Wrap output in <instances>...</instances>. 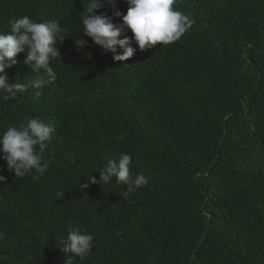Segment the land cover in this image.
<instances>
[{"label":"trees","instance_id":"obj_1","mask_svg":"<svg viewBox=\"0 0 264 264\" xmlns=\"http://www.w3.org/2000/svg\"><path fill=\"white\" fill-rule=\"evenodd\" d=\"M83 5L0 0V33L28 15L73 36L57 41V79L39 97L0 101V134L30 117L56 128L39 179L15 177L0 158V264H65L56 240L69 227L95 238L74 264H264V0H176L192 26L169 45L134 44L128 61L90 37L78 50ZM24 58L6 70L10 85L37 77ZM121 153L148 185L127 198L115 178L80 190Z\"/></svg>","mask_w":264,"mask_h":264},{"label":"clouds","instance_id":"obj_2","mask_svg":"<svg viewBox=\"0 0 264 264\" xmlns=\"http://www.w3.org/2000/svg\"><path fill=\"white\" fill-rule=\"evenodd\" d=\"M126 2L129 7L124 14L119 10L117 0H87V6L83 5L80 16L83 36L74 38L78 50L88 46L84 37H90L104 52L111 51L115 61H128L137 51L134 44L138 45L140 51H145L157 44L175 43L194 23L189 16L174 9L176 0ZM105 5H111L112 17L97 14V10ZM114 18L121 22L115 23ZM9 25L7 34L0 33V101L15 99L28 89L34 90V95L39 97L44 86L57 79V72L52 67L55 61L62 60L56 47L57 41L63 44L65 38L72 35L57 20L36 22L28 15L11 19ZM128 30L132 33L131 37L127 35ZM117 49H121L122 53H118ZM20 53L25 54L23 64L30 67L37 77L27 83L16 82L10 85L6 70L18 63ZM55 133L56 128L51 123H45L38 117L21 121L18 126H8L0 134V158L6 161L7 170L20 178L33 172L36 174L34 180L43 176L52 164L51 159H45L44 153ZM131 164L132 156L121 153L117 159H109L103 169L99 170V180L91 174L84 176L85 182L79 188L84 190L91 184H107L115 178L117 184L126 186L127 190L122 196L127 198L149 183V178L144 174H131ZM0 183H6L5 176L0 175ZM3 237L4 234L0 232V239ZM94 239L92 234L80 227H69L66 237L55 240L56 247L66 254L65 264H74L75 258L83 261L90 255Z\"/></svg>","mask_w":264,"mask_h":264}]
</instances>
